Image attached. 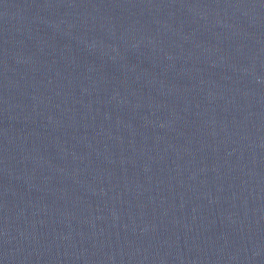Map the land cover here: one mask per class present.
I'll use <instances>...</instances> for the list:
<instances>
[{"label":"water","instance_id":"95a60500","mask_svg":"<svg viewBox=\"0 0 264 264\" xmlns=\"http://www.w3.org/2000/svg\"><path fill=\"white\" fill-rule=\"evenodd\" d=\"M0 264H264V0H0Z\"/></svg>","mask_w":264,"mask_h":264}]
</instances>
